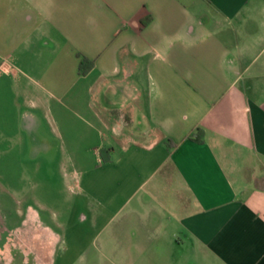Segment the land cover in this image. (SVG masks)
<instances>
[{"label":"crops","instance_id":"crops-1","mask_svg":"<svg viewBox=\"0 0 264 264\" xmlns=\"http://www.w3.org/2000/svg\"><path fill=\"white\" fill-rule=\"evenodd\" d=\"M0 121L113 231L36 264H264V0H0Z\"/></svg>","mask_w":264,"mask_h":264},{"label":"rangeland","instance_id":"rangeland-1","mask_svg":"<svg viewBox=\"0 0 264 264\" xmlns=\"http://www.w3.org/2000/svg\"><path fill=\"white\" fill-rule=\"evenodd\" d=\"M2 150L0 146V264H36L48 238L42 225L57 232L56 254L70 252L74 244L94 247L113 239L112 230L106 237L108 232L87 216L89 198L63 180L67 169L60 166V153Z\"/></svg>","mask_w":264,"mask_h":264},{"label":"trees","instance_id":"trees-1","mask_svg":"<svg viewBox=\"0 0 264 264\" xmlns=\"http://www.w3.org/2000/svg\"><path fill=\"white\" fill-rule=\"evenodd\" d=\"M93 66V61L86 57L85 55H81L78 62V72L80 74L87 73L91 67ZM196 140H201L203 136V129L201 127H197V129L191 134ZM167 145H169L168 140H166ZM101 160H107L108 155L106 154L104 149L100 150Z\"/></svg>","mask_w":264,"mask_h":264}]
</instances>
